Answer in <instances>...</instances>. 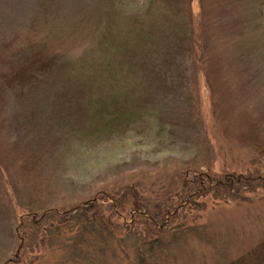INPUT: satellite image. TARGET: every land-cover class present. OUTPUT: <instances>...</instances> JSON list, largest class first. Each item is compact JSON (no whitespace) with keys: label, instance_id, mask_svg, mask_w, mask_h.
<instances>
[{"label":"rangeland","instance_id":"1","mask_svg":"<svg viewBox=\"0 0 264 264\" xmlns=\"http://www.w3.org/2000/svg\"><path fill=\"white\" fill-rule=\"evenodd\" d=\"M45 49L66 61L35 70ZM254 253L264 0H0V264Z\"/></svg>","mask_w":264,"mask_h":264},{"label":"trees","instance_id":"2","mask_svg":"<svg viewBox=\"0 0 264 264\" xmlns=\"http://www.w3.org/2000/svg\"><path fill=\"white\" fill-rule=\"evenodd\" d=\"M89 24H90V22H89ZM31 52H33V58L29 57L26 60H27V62H29L30 60H34V61H36V64L39 63L42 68L36 67L35 70H38V71L43 70V71L49 72L48 70L50 69V65H56V64H59V63L66 61L64 57H62L58 54H50L46 49L44 51L40 50L37 52L36 51H31ZM17 63H19V62L15 61V60H11V62L8 63V65H7L8 68L12 70V71H10V74L8 76H6V78H7L6 82L8 85H10V83L13 84L14 82H17V81H18L17 83H21V81L27 80L26 74L24 72H22L21 67L19 68ZM241 180H242V182H241ZM248 181H249V179H246V178L236 179L234 177H231V179H227V180H225V182H222V181L217 182V186H219V187L220 186L232 187L233 185H235L237 187H240V186H246V184H247L246 182H248ZM187 185H189V184L188 183L185 184L186 187L184 188L185 189L184 192H188L189 194H194L193 188H188ZM202 190H203V188H202ZM80 208H78V210ZM34 223L37 224V221ZM20 250H21V248H19V250L16 252V254H15L16 256H14V258L18 257V252ZM14 258L8 260L7 263H14V260H13ZM261 260H263L262 256L261 255L258 256L257 254L254 253V255L252 254L249 257L243 258L242 260L238 259V261L230 262L228 264H260Z\"/></svg>","mask_w":264,"mask_h":264}]
</instances>
